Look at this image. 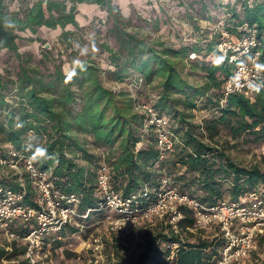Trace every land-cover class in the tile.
Masks as SVG:
<instances>
[{
  "label": "trees",
  "instance_id": "trees-1",
  "mask_svg": "<svg viewBox=\"0 0 264 264\" xmlns=\"http://www.w3.org/2000/svg\"><path fill=\"white\" fill-rule=\"evenodd\" d=\"M197 1L200 9L187 14V28L178 31L173 44L139 29L124 28L126 14L114 0H33L17 9L11 7L15 0H0V52L20 58L19 41L25 39L24 34H32L26 38L29 41H40L38 33L44 28L60 29L69 46L71 31L66 27L78 25L77 15L84 4L105 9L113 20L118 43L117 48L101 45L108 54V69L72 49L68 71L60 63L44 71L22 60L13 75L0 71V156L9 157L11 149L25 153L40 169L49 171L54 190L79 196L80 213L90 209L86 218L76 217L74 223L46 239L52 255L62 249L66 256L80 257L81 253L65 247L64 238H87L90 226L105 216L99 209L97 183L103 162L110 167L112 182L123 196L144 193L148 188L140 206L155 200L163 178L206 204L223 198L224 179H231V200L264 182V167L235 162L213 141L224 128L233 136L248 133L254 141L264 142V91L250 96L232 93L221 103L223 85L236 63L229 62L217 47L222 32L241 36L251 27L264 53V0H212L213 9L207 7L206 0ZM192 52L198 56L190 58ZM104 73L121 86L107 85ZM190 75H199L201 80L191 81ZM132 82L135 92L129 87ZM136 101L150 102L167 116L180 140L162 159L155 133L145 127L146 116L136 110ZM96 147L103 151L97 152ZM20 180L26 190L24 201L35 204L36 194L24 169H8L2 178L15 190L22 187ZM179 209L184 214L180 232L170 227L167 216L157 219L158 230L143 240L134 264H168L171 242L179 245L170 264H202L217 253L222 240L203 237L202 231L194 230L192 210L183 204ZM28 229L25 224L18 227L21 233ZM260 238L264 240V235ZM258 244L264 245V241ZM23 251L22 242L7 241L0 235V264L4 260L23 264Z\"/></svg>",
  "mask_w": 264,
  "mask_h": 264
},
{
  "label": "built area",
  "instance_id": "built-area-1",
  "mask_svg": "<svg viewBox=\"0 0 264 264\" xmlns=\"http://www.w3.org/2000/svg\"><path fill=\"white\" fill-rule=\"evenodd\" d=\"M222 33L218 50L236 65L223 85L221 103H225L232 93L250 96L257 90L264 91V53L258 48L255 29L247 27L241 36H233L225 31ZM197 56L195 52L189 54L190 58ZM120 86V83L113 85L114 88ZM134 86L132 82L129 87L134 90ZM135 108L145 114V127L153 129L155 133L159 158L174 151L180 140L171 128L169 118L160 114L150 102L136 101ZM8 169H24L28 173L29 183L36 194L35 204L24 201L26 190L21 180L19 190L2 182ZM49 176V171L40 169L25 153L11 149L9 157L0 156V235L7 241L23 243V264H52L46 239L52 233L61 231L66 224L74 223L76 217L86 218L90 212L87 209L80 213L79 196L75 193L60 194L53 189ZM97 183L101 195L99 209L106 214L92 224L102 227V231L82 240L87 264H109L103 255V234L129 235L140 222L165 216L170 227L180 232V221L184 217L179 209L181 204L192 210L194 230L203 232L217 229L213 235L203 237L217 236L222 240L217 253L202 264H246L257 238L264 234V182L243 193L237 200L221 198L213 204H206L180 192L171 185L169 178H163L155 200L144 206H140L139 201L147 195L148 188L144 193L123 196L116 190L110 167L104 162L98 167ZM21 224L29 226L27 232L18 230ZM178 245V242L170 243L171 252L166 257L168 264Z\"/></svg>",
  "mask_w": 264,
  "mask_h": 264
},
{
  "label": "rangeland",
  "instance_id": "rangeland-1",
  "mask_svg": "<svg viewBox=\"0 0 264 264\" xmlns=\"http://www.w3.org/2000/svg\"><path fill=\"white\" fill-rule=\"evenodd\" d=\"M33 0H15L11 4L12 8H25ZM126 18L122 21L124 28L128 30L139 29L143 34L148 33L152 38L166 40L167 43H175L179 38V33L185 30L188 24L187 14L195 13L200 9L197 0H183L185 4H178L176 0H114ZM194 1V2H193ZM226 1V0H225ZM207 7L213 9L215 3L206 0ZM189 11V12H188ZM187 12V13H186ZM78 25H67L71 31V44L64 37L60 36L61 30L41 29L38 33L42 39L40 41H29L26 38L31 36L30 32L24 34L25 39L19 41L21 57L2 50L0 52V71H10L11 75L18 70L20 61L25 64L37 67L46 71L52 70L54 63H60L65 71H68L71 64V51L77 50L80 54L91 57L98 61L103 68H109L108 54L103 51L102 44L107 43L113 48H117L118 43L113 33V20L104 8L95 5H81L77 15ZM182 29V30H181ZM157 30V31H156ZM179 31V33H178ZM3 72V73H4ZM191 81H200L199 75H190ZM103 80L107 85H114L110 81L107 73H104ZM135 92V89L133 90ZM13 98V97H12ZM219 148H221L235 162L245 165H260L264 167V142L253 140V136L242 133L233 136L229 130L222 128L218 135L213 138ZM97 152L103 148H97ZM231 179H224L222 187L225 189L223 198H229L228 188L231 186ZM173 183V182H172ZM174 185V184H173ZM157 219L140 222L136 230L129 235L118 238L116 234H103V255L109 264H134L138 255L143 249V240L150 233L158 230ZM92 230L87 232L88 237L92 233L101 232L102 227L98 225L90 226ZM200 232V231H199ZM183 235L188 236L182 231ZM202 236L209 235L213 231L200 232ZM199 234V233H196ZM264 235V234H262ZM190 237V236H189ZM65 247H71L79 256H66L62 249L52 255V264H87L85 252L82 250V240L70 237L64 238ZM257 238L255 247L250 253L246 264H264V245H259ZM119 243V244H118ZM52 254V253H51ZM109 257V259H108ZM6 260L3 264H7Z\"/></svg>",
  "mask_w": 264,
  "mask_h": 264
},
{
  "label": "clouds",
  "instance_id": "clouds-1",
  "mask_svg": "<svg viewBox=\"0 0 264 264\" xmlns=\"http://www.w3.org/2000/svg\"><path fill=\"white\" fill-rule=\"evenodd\" d=\"M41 153H43L45 150L44 149H40Z\"/></svg>",
  "mask_w": 264,
  "mask_h": 264
}]
</instances>
